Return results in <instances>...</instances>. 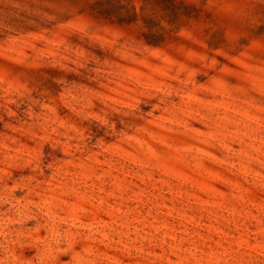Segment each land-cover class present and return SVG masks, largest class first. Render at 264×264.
<instances>
[{
  "label": "rangeland",
  "instance_id": "obj_1",
  "mask_svg": "<svg viewBox=\"0 0 264 264\" xmlns=\"http://www.w3.org/2000/svg\"><path fill=\"white\" fill-rule=\"evenodd\" d=\"M0 264H264V0H0Z\"/></svg>",
  "mask_w": 264,
  "mask_h": 264
}]
</instances>
